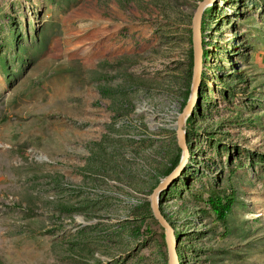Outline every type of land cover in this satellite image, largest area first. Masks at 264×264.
<instances>
[{
	"label": "rangeland",
	"instance_id": "rangeland-1",
	"mask_svg": "<svg viewBox=\"0 0 264 264\" xmlns=\"http://www.w3.org/2000/svg\"><path fill=\"white\" fill-rule=\"evenodd\" d=\"M200 0H0V264H170ZM180 264H264V0L201 19ZM230 209L222 219L211 199Z\"/></svg>",
	"mask_w": 264,
	"mask_h": 264
},
{
	"label": "water",
	"instance_id": "water-1",
	"mask_svg": "<svg viewBox=\"0 0 264 264\" xmlns=\"http://www.w3.org/2000/svg\"><path fill=\"white\" fill-rule=\"evenodd\" d=\"M214 3V0H200L193 12L191 23V43H192V83L188 99L177 114L176 118V141L182 151V155L177 167L165 178L159 181L152 189L149 195L150 208L153 216L164 227L165 240L170 254V264H180L177 253V242L173 233V226L166 219L160 209L159 197L162 191L166 190L171 183L181 176L182 171L189 160L190 150L186 143L185 127L186 120L194 111L196 102L200 98V84L202 80V69L204 61V48L202 41L201 19L202 14L208 6Z\"/></svg>",
	"mask_w": 264,
	"mask_h": 264
},
{
	"label": "trees",
	"instance_id": "trees-1",
	"mask_svg": "<svg viewBox=\"0 0 264 264\" xmlns=\"http://www.w3.org/2000/svg\"><path fill=\"white\" fill-rule=\"evenodd\" d=\"M188 119H189V117L187 118L186 123H188ZM211 204H212V207L214 208L215 212L222 219L225 217V214L230 209V201L228 203L224 204V203H222L221 199L212 198Z\"/></svg>",
	"mask_w": 264,
	"mask_h": 264
},
{
	"label": "bare ground",
	"instance_id": "bare-ground-1",
	"mask_svg": "<svg viewBox=\"0 0 264 264\" xmlns=\"http://www.w3.org/2000/svg\"><path fill=\"white\" fill-rule=\"evenodd\" d=\"M170 255V254H169ZM171 259V258H170Z\"/></svg>",
	"mask_w": 264,
	"mask_h": 264
}]
</instances>
